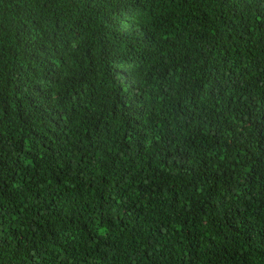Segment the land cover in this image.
Wrapping results in <instances>:
<instances>
[{
    "label": "trees",
    "instance_id": "obj_1",
    "mask_svg": "<svg viewBox=\"0 0 264 264\" xmlns=\"http://www.w3.org/2000/svg\"><path fill=\"white\" fill-rule=\"evenodd\" d=\"M0 264H264V0H0Z\"/></svg>",
    "mask_w": 264,
    "mask_h": 264
},
{
    "label": "rangeland",
    "instance_id": "obj_2",
    "mask_svg": "<svg viewBox=\"0 0 264 264\" xmlns=\"http://www.w3.org/2000/svg\"><path fill=\"white\" fill-rule=\"evenodd\" d=\"M109 25L113 26L115 29L118 30H134L139 29L145 26H152L153 21L147 15L141 13H133L127 16H115L113 19L109 20ZM181 31H186V27H180ZM81 37L80 32L75 31L70 36L67 37V49L65 51V55L67 58L72 59L74 54L76 53V48L80 43ZM140 63H127L123 65L117 66L115 69L117 73L126 81H131V78L128 76V73L135 68L140 67ZM63 75V74H61ZM41 82L48 88H50L55 95L58 97L60 93V83L59 81H49L46 79H41ZM102 80L99 77L97 83L101 84Z\"/></svg>",
    "mask_w": 264,
    "mask_h": 264
}]
</instances>
